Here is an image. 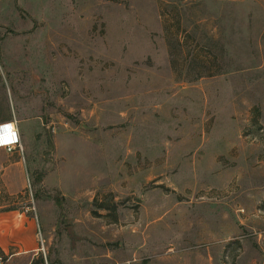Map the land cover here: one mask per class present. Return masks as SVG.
I'll use <instances>...</instances> for the list:
<instances>
[{
    "label": "rangeland",
    "instance_id": "374dc122",
    "mask_svg": "<svg viewBox=\"0 0 264 264\" xmlns=\"http://www.w3.org/2000/svg\"><path fill=\"white\" fill-rule=\"evenodd\" d=\"M6 111L48 264H264V0H0Z\"/></svg>",
    "mask_w": 264,
    "mask_h": 264
},
{
    "label": "crops",
    "instance_id": "0c3cea01",
    "mask_svg": "<svg viewBox=\"0 0 264 264\" xmlns=\"http://www.w3.org/2000/svg\"><path fill=\"white\" fill-rule=\"evenodd\" d=\"M15 122H17V128L22 138L24 155L18 148L12 153L0 149V256L6 258L7 264H33L34 260L39 261L45 256L48 264V255L40 254L42 250L38 242L35 217L27 216V213L20 208L11 207V204L17 206L14 199L24 194L27 189V177L30 178L36 169L35 162L25 155V147L28 149V141L23 124L18 119H11L7 111L0 118V125L15 124ZM3 193L6 196H3ZM72 225L74 227L66 225L65 234L66 238L71 239V247L74 248L75 241H82V235L79 234L80 225L77 222ZM150 256L153 257V254ZM158 256L163 258L161 264L168 263L164 261V254ZM179 256L180 254H178ZM100 257H103L101 259H110L112 254H101L100 256L94 254V258L97 259L95 260L96 264H99ZM91 259L90 254H60L58 260L51 261L50 264H89Z\"/></svg>",
    "mask_w": 264,
    "mask_h": 264
},
{
    "label": "built area",
    "instance_id": "2783aa9c",
    "mask_svg": "<svg viewBox=\"0 0 264 264\" xmlns=\"http://www.w3.org/2000/svg\"><path fill=\"white\" fill-rule=\"evenodd\" d=\"M17 148L20 150L21 154L24 155L22 138L17 128V122H15V124L0 125V149L12 153ZM5 263L6 258L0 256V264Z\"/></svg>",
    "mask_w": 264,
    "mask_h": 264
},
{
    "label": "trees",
    "instance_id": "16d2710c",
    "mask_svg": "<svg viewBox=\"0 0 264 264\" xmlns=\"http://www.w3.org/2000/svg\"><path fill=\"white\" fill-rule=\"evenodd\" d=\"M39 264H45L44 258H42V259L39 260Z\"/></svg>",
    "mask_w": 264,
    "mask_h": 264
}]
</instances>
